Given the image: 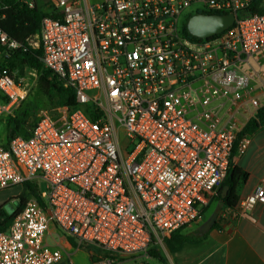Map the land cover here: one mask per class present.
Masks as SVG:
<instances>
[{
    "label": "built area",
    "instance_id": "built-area-1",
    "mask_svg": "<svg viewBox=\"0 0 264 264\" xmlns=\"http://www.w3.org/2000/svg\"><path fill=\"white\" fill-rule=\"evenodd\" d=\"M253 2L50 1L61 19L42 20L41 60L78 105L43 112L29 137L0 146V190L47 183V208L29 200L0 232V264L60 263L63 251L46 242L51 223L77 248L140 256L200 219L264 107V13H251ZM191 6L234 14L235 23L193 39L180 23ZM0 46L2 114L26 90L20 70L2 66L22 45L0 29ZM263 204L264 177L229 213ZM115 263L100 256L93 264Z\"/></svg>",
    "mask_w": 264,
    "mask_h": 264
},
{
    "label": "trees",
    "instance_id": "trees-1",
    "mask_svg": "<svg viewBox=\"0 0 264 264\" xmlns=\"http://www.w3.org/2000/svg\"><path fill=\"white\" fill-rule=\"evenodd\" d=\"M251 13H264V0H254L251 7ZM0 14V29L11 39L19 42L22 45L21 48L12 52L11 56L2 63V66L8 67L11 70L19 69L21 74H23L27 69L38 72L39 83L43 88V91L47 94V96H49L50 102H57L58 106L54 107V115L60 108L76 107L78 102L74 89L71 87H66L64 81L60 77L45 68L41 60L42 49L40 45L35 46L31 44V40H33L38 35L40 36L41 23L44 17L61 19V15L57 9L53 8L50 5V2L47 6V10L44 11L38 5L37 0H0ZM189 19L187 20V24ZM185 32L188 36L194 39V37L188 33L187 26L185 27ZM8 102L9 99L7 97L0 95V103L2 105H6ZM85 110L92 119L97 118V114L93 110L92 106H87ZM53 112H51L52 115ZM28 115L29 112H25V116ZM37 121L38 120L34 119L32 123L27 126V123H25L23 120L16 116H12L8 123V144L4 147H8L10 141L17 136L29 137ZM262 125H264V107L259 110L257 118L252 120L244 128L243 132L240 134V137L251 133ZM237 143L233 149V157L237 153ZM247 180L248 173L235 166L231 160L226 178L219 187V190L216 196L213 198V201H217L220 208L222 209H236L241 198L240 190ZM23 186L26 194L25 196L21 195L18 197L19 207L16 209L15 213L12 216H9L3 210H0V232L7 231L9 229L14 216L24 208L30 196L42 207L45 209L47 208L46 202L40 196V192L43 190H38L37 184L35 185L32 182H26ZM226 186L228 187V190L226 195H224ZM217 214H219V211H217ZM221 227L222 225L220 224V220L217 217L214 225L209 231L213 229H221ZM182 230L176 231L164 239L166 247L170 251H177L187 243L199 241L209 232L207 231L206 233H202L201 226L198 227L194 232L190 233H183ZM100 252L101 254L105 255V257L114 258V254L111 252L104 250H101ZM150 256L154 258L159 257L157 253L155 255L151 254Z\"/></svg>",
    "mask_w": 264,
    "mask_h": 264
},
{
    "label": "crops",
    "instance_id": "crops-1",
    "mask_svg": "<svg viewBox=\"0 0 264 264\" xmlns=\"http://www.w3.org/2000/svg\"><path fill=\"white\" fill-rule=\"evenodd\" d=\"M248 136L250 144L247 150L242 154L236 153L232 160L235 166L248 173V180L240 190V197L250 193L264 177V125L248 133ZM15 187L18 186L0 190V210L4 211V206L13 199L19 202L22 189L13 193L12 188ZM223 211L228 215L222 217ZM217 217L222 225L221 229H213L199 241L187 243L177 251L167 248L169 255L158 254L159 257L155 258L157 263L264 264V204L246 214L237 215L229 213V208H223ZM192 225L182 232H194L197 228L186 231ZM46 242L63 251V259L58 264H93L102 255L98 247L77 248L76 240L53 223L49 227Z\"/></svg>",
    "mask_w": 264,
    "mask_h": 264
},
{
    "label": "rangeland",
    "instance_id": "rangeland-1",
    "mask_svg": "<svg viewBox=\"0 0 264 264\" xmlns=\"http://www.w3.org/2000/svg\"><path fill=\"white\" fill-rule=\"evenodd\" d=\"M50 1L51 0H37L38 5L44 11L47 10V6ZM196 9L197 6H191L186 9L185 13L181 16L180 23L183 24L184 27L187 26V20L190 17L196 15ZM39 39L40 38L38 35L33 40H31V43L35 46H38ZM19 78L22 80V85L26 90V97L20 103L15 104L13 107H11L9 111H5L0 114V146L3 147L8 144V123L12 116L20 118L25 123H27V126H29V124L32 123L34 119L38 120V118L43 112L51 113L54 111V107L58 106L56 101H54V103L50 102L49 96H47V94L43 91V88L39 83L38 72L31 69H27L24 71L23 74H21V72L19 71ZM25 112H29V115L25 116ZM32 183L38 185V190H47V183L42 179H35L32 181ZM20 189H22L20 196H25L26 191L24 190V186L12 188V191L13 193H17ZM28 199L32 200L33 198L30 196ZM212 201L213 199L211 200V202ZM211 202L203 209L200 219L191 227H189L186 231H190L202 226L203 223H205L211 217L212 214L217 213V211L220 212L222 210L217 201H213L212 203ZM18 207L19 202L13 199L4 206V211L7 215L12 216ZM156 253L160 256L161 254L169 255V251L164 241L159 243H153L149 247L147 252L140 256L114 254V259L116 262L115 264H158V260L150 256L151 254L155 255ZM101 256L105 257V255L103 254Z\"/></svg>",
    "mask_w": 264,
    "mask_h": 264
},
{
    "label": "water",
    "instance_id": "water-1",
    "mask_svg": "<svg viewBox=\"0 0 264 264\" xmlns=\"http://www.w3.org/2000/svg\"><path fill=\"white\" fill-rule=\"evenodd\" d=\"M235 23L234 14H196L192 16L187 24L188 33L196 38L204 39L210 38L215 35L223 33L229 29ZM228 187H225L224 195H226ZM217 213L211 215V217L203 223L201 226V232L206 233L209 231L214 222L216 221Z\"/></svg>",
    "mask_w": 264,
    "mask_h": 264
}]
</instances>
